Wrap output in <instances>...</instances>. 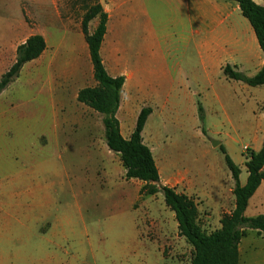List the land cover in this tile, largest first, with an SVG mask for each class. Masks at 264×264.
<instances>
[{
    "label": "rangeland",
    "instance_id": "374dc122",
    "mask_svg": "<svg viewBox=\"0 0 264 264\" xmlns=\"http://www.w3.org/2000/svg\"><path fill=\"white\" fill-rule=\"evenodd\" d=\"M101 1L110 14L113 4ZM91 6L88 0H0V42L26 19L50 44L65 41L56 66L68 64L74 69L79 46H87L82 21ZM120 17L118 13L109 21L104 45V61L113 74L121 72L116 57H111L112 40L118 49L122 39ZM97 26L98 20L92 21L89 32ZM131 37L129 25L123 38L129 41ZM144 40L142 36L134 39L137 43ZM174 44L172 53L166 55L170 62L199 75L194 46L183 49L180 42ZM160 61L151 56L147 73H154ZM41 68V59L33 62L26 81L17 79L0 95V264H191L193 247L179 236L175 214L163 196L140 195L144 183L127 180L120 156L107 147L102 116L76 99L80 88L95 85L89 49L86 57L80 53L75 77L65 68L59 73L52 68L44 75L52 83L48 91L40 85ZM152 79L147 80L153 84ZM189 80L193 82L182 89L197 92L194 78ZM214 82L226 91L235 88L228 82ZM153 88L141 87L134 106L137 113L140 108L152 109L143 137L164 167V184L179 181L177 191L183 193L189 182L197 194H204L214 176L221 182L231 178L219 149L223 143L234 163L247 172L248 150L256 146L249 134H227L226 127L216 137L208 133L206 120H199L197 110L190 112L188 102L184 101L178 118L163 103L144 100ZM158 88L166 93L171 86L158 84ZM262 110L264 102L257 108ZM235 136L238 143L230 144L229 138ZM214 141L219 142L217 147ZM192 198L199 205L203 229L211 233L220 226L222 216L232 211L235 197L228 191L225 200L231 201L221 209L206 198ZM257 212L251 206L246 216L255 217ZM242 259L247 264H264V242L253 232L244 238Z\"/></svg>",
    "mask_w": 264,
    "mask_h": 264
},
{
    "label": "crops",
    "instance_id": "0c3cea01",
    "mask_svg": "<svg viewBox=\"0 0 264 264\" xmlns=\"http://www.w3.org/2000/svg\"><path fill=\"white\" fill-rule=\"evenodd\" d=\"M253 1L257 5L264 7V0ZM110 2L114 6L111 13L109 14V11L104 9L108 14L109 21L115 19L118 13L121 15L119 20L121 43H119L118 49L113 40L111 44L114 48L112 51L114 55L111 57L114 60L116 57V63L121 72L119 74L110 73L104 61V45L106 44L105 39L109 35L108 29L102 45L101 56L106 70L112 77H125L121 103L117 112L121 134L125 139H130L135 131L137 121L136 123H132V121H135V116L143 109L140 108L137 113V109L134 106L136 98L140 95V88L153 86L155 88L151 91L148 89L145 96L142 97L144 100L151 99L155 102L163 103L165 110L178 118L183 114L182 107L186 105L184 101L188 102L186 106L193 113H195V110L198 113V103H200L204 109L208 133L216 136L220 133L223 134L226 127H229L225 131L227 134L241 131L249 134V141L256 144L253 151L258 152L262 148L264 141V110L258 112L257 108L260 103L264 102V85L250 87L242 82L228 79L223 71L226 66H230L236 72L248 77H254L264 67V53L260 48L256 33L250 22L243 16L236 2L229 0H110ZM129 25L132 30V37L131 40L125 41L123 36ZM37 34L27 24L26 19H23V23L15 26L9 33V38L0 42V79L16 62L18 47L24 44L29 37ZM134 34H136V37ZM141 36L143 40L145 39L144 42L137 43L134 41L136 38L139 40ZM63 41L50 44L46 40L47 48L40 58L37 59L42 60L40 71L42 90L45 88L48 91L49 86H52L48 77L44 76L50 69L54 68L58 73L69 69L72 70L71 73L75 77L76 68L80 64V53L82 52L84 57H86L88 45L79 46L80 51L76 55V64L73 65L74 69L68 64L62 65L60 63L56 66V63L59 62L61 49L64 47L65 41ZM174 41L180 42L183 49L194 46L199 56V67L201 69L198 72L199 75L192 69L190 70V68H187L190 73L188 74V72L182 70L181 65L177 67L178 65L170 62L166 55L172 53V48L175 45ZM151 45H153L152 50ZM151 56L160 58L163 63L160 61V66L156 71L149 74L146 70L148 69L147 65ZM37 60L25 64L20 75L10 85L19 78H25L24 80L26 81L25 75L29 73L31 64ZM67 76L65 73V77ZM149 77L153 78V84L150 80H147ZM192 77L194 78L195 86L199 89L195 93L191 92V89H182V86L193 82L189 80ZM214 81L222 85L225 84L224 82H228L233 84L235 88L231 91H226L223 87L217 88ZM158 84H168L171 89L164 93L158 88ZM57 86L60 87V84L57 83ZM94 86H96V82ZM85 87L77 91L76 99L78 92ZM194 102L196 104L195 107L193 105ZM230 117L234 119L232 120ZM129 118H132V120H129ZM146 128L147 123L143 135ZM233 128H236V130H232ZM258 134H261L260 139ZM151 142L154 143V139ZM234 142L238 143L236 136L232 137V139L229 138L230 144ZM222 146L227 150L226 143H223ZM152 153L163 183L161 171L164 167L161 162H157L153 151ZM244 173L246 174L245 179L243 178ZM174 178L176 180H185L183 177ZM247 178L248 172H243L241 169L240 183L242 186L246 184ZM180 184L181 182L176 181V183L168 186L177 190V188H180ZM234 187L232 175L231 178L227 176L226 180H222V182L214 176L210 189H207L204 194H197L189 182L186 189L183 190V194L190 197L196 196L201 199L206 198V202L209 200L215 207H220L221 209V206L231 201L230 198L225 200L228 191L234 197ZM234 199L232 211L235 208ZM251 206L258 211L257 216L264 215V182L250 199L247 210ZM220 228L221 224L218 229ZM250 232L255 233L256 237L264 242V234L260 235L256 230H251L247 234ZM243 242L244 238L239 246V264H247L242 259ZM254 249L256 250L257 246H254Z\"/></svg>",
    "mask_w": 264,
    "mask_h": 264
},
{
    "label": "trees",
    "instance_id": "16d2710c",
    "mask_svg": "<svg viewBox=\"0 0 264 264\" xmlns=\"http://www.w3.org/2000/svg\"><path fill=\"white\" fill-rule=\"evenodd\" d=\"M88 1L92 6L83 17L82 32L89 48L96 86L81 89L77 101L102 116L107 147L120 156L127 180H139L144 183L140 195L163 196L166 207L175 214L179 236L193 247L191 264H239V246L242 239L247 236L248 230L264 234V215L246 216L250 199L264 182V141L258 152L248 150L245 162L248 178L244 186L240 183V167L234 163L227 150L222 145L219 146L234 180L235 208L230 214L222 216L220 229L211 233L206 232L200 222V210L196 200L162 183L153 153L144 143L143 131L152 109L145 107L141 110L130 139L122 136L117 112L125 77L114 78L105 68L101 49L109 17L100 0ZM229 1L239 5L243 16L252 25L264 53V7L257 5L253 0ZM94 20H98V26L93 32H89V24ZM46 48L45 38L38 34L29 37L20 45L17 49L16 62L0 79V94L20 75L24 65L40 58ZM223 71L228 79L250 87L264 85V67L254 77L236 72L230 66H226ZM198 116L199 120L204 122V109L200 103Z\"/></svg>",
    "mask_w": 264,
    "mask_h": 264
},
{
    "label": "water",
    "instance_id": "95a60500",
    "mask_svg": "<svg viewBox=\"0 0 264 264\" xmlns=\"http://www.w3.org/2000/svg\"><path fill=\"white\" fill-rule=\"evenodd\" d=\"M219 145V142L218 141H214L213 142V146L217 147Z\"/></svg>",
    "mask_w": 264,
    "mask_h": 264
}]
</instances>
